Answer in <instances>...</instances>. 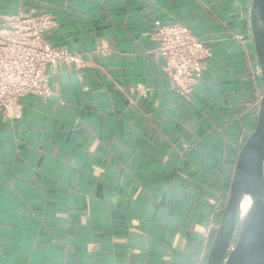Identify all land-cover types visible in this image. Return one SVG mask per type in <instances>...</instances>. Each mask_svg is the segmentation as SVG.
<instances>
[{
    "label": "crops",
    "instance_id": "1",
    "mask_svg": "<svg viewBox=\"0 0 264 264\" xmlns=\"http://www.w3.org/2000/svg\"><path fill=\"white\" fill-rule=\"evenodd\" d=\"M244 2L0 0V14H53L46 38L83 59L57 68L55 94L23 96L19 122L0 117V264H205L258 116ZM155 20L212 50L188 98Z\"/></svg>",
    "mask_w": 264,
    "mask_h": 264
},
{
    "label": "built area",
    "instance_id": "2",
    "mask_svg": "<svg viewBox=\"0 0 264 264\" xmlns=\"http://www.w3.org/2000/svg\"><path fill=\"white\" fill-rule=\"evenodd\" d=\"M57 25L49 12L0 14V117L19 122L23 116L21 98L36 95L48 98L56 91L52 75L59 66L82 65V55L46 38ZM151 38L154 52L163 58L164 67L183 97H190L201 77L211 48L185 24L154 21ZM244 43L243 34L235 36ZM257 73L258 69L255 70ZM133 89L147 93L150 88L137 83ZM261 95L258 97L260 105ZM62 104L64 101L60 100ZM259 107V106H258Z\"/></svg>",
    "mask_w": 264,
    "mask_h": 264
},
{
    "label": "water",
    "instance_id": "3",
    "mask_svg": "<svg viewBox=\"0 0 264 264\" xmlns=\"http://www.w3.org/2000/svg\"><path fill=\"white\" fill-rule=\"evenodd\" d=\"M242 14L248 18L262 95L255 126L238 152L205 264H264V0H245Z\"/></svg>",
    "mask_w": 264,
    "mask_h": 264
}]
</instances>
